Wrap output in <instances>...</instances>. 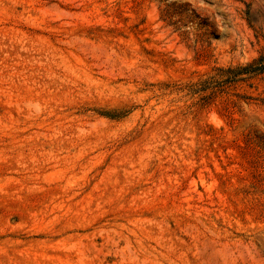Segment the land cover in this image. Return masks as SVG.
Returning a JSON list of instances; mask_svg holds the SVG:
<instances>
[{"label":"rangeland","instance_id":"rangeland-1","mask_svg":"<svg viewBox=\"0 0 264 264\" xmlns=\"http://www.w3.org/2000/svg\"><path fill=\"white\" fill-rule=\"evenodd\" d=\"M263 49L264 0H0V264H264Z\"/></svg>","mask_w":264,"mask_h":264},{"label":"trees","instance_id":"trees-1","mask_svg":"<svg viewBox=\"0 0 264 264\" xmlns=\"http://www.w3.org/2000/svg\"><path fill=\"white\" fill-rule=\"evenodd\" d=\"M224 72L223 76H226L224 82L234 81L236 79L242 80L241 76H253V75H261L264 73V49L259 52L258 56L253 59L249 64L245 66H238L234 69L228 68L226 70H222ZM101 115L108 118H117L122 113H113V112H103Z\"/></svg>","mask_w":264,"mask_h":264}]
</instances>
